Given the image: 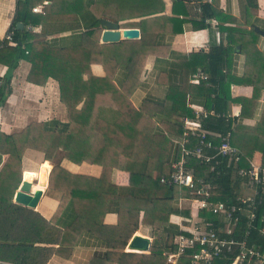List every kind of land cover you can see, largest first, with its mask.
Listing matches in <instances>:
<instances>
[{
	"label": "trees",
	"instance_id": "obj_1",
	"mask_svg": "<svg viewBox=\"0 0 264 264\" xmlns=\"http://www.w3.org/2000/svg\"><path fill=\"white\" fill-rule=\"evenodd\" d=\"M190 1H17L9 28L13 29L14 44L0 41V65L6 67L0 77V105L11 92L13 72L24 61L29 65L28 83L45 86L49 78L58 83L59 101L67 113L66 121L52 118L31 122L11 134L0 132V158L9 155L22 159L27 151H33L43 160L52 161L60 154V162L87 164L99 171L97 175L71 173L60 163L55 165L49 175L47 195L57 200V206L46 219L13 202L21 174L0 169V263L47 264L55 255L67 260L82 235L105 247L88 264H167V256L176 252L175 238L180 231L169 219L179 214L176 199L190 194L160 183V178L170 176L171 165L178 158V149L171 151V140L181 136V120L194 118L186 107L187 99L214 114H226L230 103H238L243 107L241 115H248L264 95V51L257 48L259 34L254 30L257 27L264 31V21L260 26L258 19H249L257 8V0H239L242 24L225 14L218 0H193L198 3V14L191 16L186 7ZM39 5L41 12L33 13L32 9ZM100 19H108L120 29H138L140 38L100 44ZM213 21L218 23L221 39L207 52L184 54L165 42L166 37L182 34L185 24L201 30L209 29ZM17 23H22L24 29L17 30ZM35 28L39 32H33ZM241 35L250 39L241 42ZM236 53L244 57V73L239 77L231 72L232 56ZM149 59L154 60L157 72L156 93L152 91L136 107L127 95L139 82ZM93 65L102 68L103 76L92 73ZM196 70L207 74V80L192 83ZM175 75L178 80L170 82ZM232 84L252 86V97H231ZM199 120L208 139L216 143L217 134L229 132L231 145L243 157H257L258 164L264 166V113L254 128H233L230 119L210 113ZM187 163L195 180L202 178L217 185L212 190V200L233 199L232 169L226 173L224 165L217 166L216 170L225 174L216 176L208 174L209 165L195 158L188 157ZM114 170L128 174L126 186L112 181ZM48 171L47 164L37 169L43 186ZM262 209L258 216L264 205ZM107 214L116 216L115 225L93 217ZM181 214L188 216L187 211ZM208 219L213 221L212 217ZM140 225L150 228L149 253L124 252ZM248 243L264 251V238L257 230L250 231Z\"/></svg>",
	"mask_w": 264,
	"mask_h": 264
},
{
	"label": "built area",
	"instance_id": "obj_2",
	"mask_svg": "<svg viewBox=\"0 0 264 264\" xmlns=\"http://www.w3.org/2000/svg\"><path fill=\"white\" fill-rule=\"evenodd\" d=\"M191 0L189 3H193ZM45 4V3H44ZM41 12V6L32 9ZM13 29L4 35L5 41L14 44ZM207 74L200 70L191 77L192 83L206 81ZM186 107L194 118L181 120L182 134L171 143L178 149V158L172 163V173L168 178H160V183L187 190L189 197L178 198L179 214L172 215L169 222L176 225L180 234L175 238L176 252L166 258L167 264H264V251L248 243L250 231L257 230L264 238V166L243 157L231 145V134H217L218 142L208 139V132L202 130L200 116L207 113L187 99ZM210 115L226 117L224 114ZM195 142L192 143V140ZM188 157L195 158L210 167L208 174L221 175L216 170L224 165L226 173L231 172L232 200H212V190L216 184L194 178V172L187 166ZM246 166H240L241 163ZM185 203V205H184ZM261 208V209H260ZM188 212V216L181 214ZM212 217V220L208 218Z\"/></svg>",
	"mask_w": 264,
	"mask_h": 264
},
{
	"label": "crops",
	"instance_id": "obj_3",
	"mask_svg": "<svg viewBox=\"0 0 264 264\" xmlns=\"http://www.w3.org/2000/svg\"><path fill=\"white\" fill-rule=\"evenodd\" d=\"M17 1L18 0H0V41L4 39L5 33L11 26L16 11ZM211 1L212 0H202V2L208 3ZM218 1L220 9L225 14L237 19L240 24L243 23L239 0ZM197 5L198 3L195 1L193 3L186 4L188 12L191 16L198 14ZM170 6L171 3L168 2L167 9H169ZM254 18L258 19L260 26H263L264 0H257V8L253 10V16L249 17V19L253 20ZM217 25L218 23L213 21L210 23L209 29L193 30L192 25L188 23L185 24L182 34L173 37H166L165 42L170 45L172 50L184 54L199 50L207 52L212 45H218L220 43L221 34L219 33ZM33 32H39V28H35ZM249 39L250 37L248 35L240 36L241 42L248 41ZM257 48L260 51H264V36L262 35H259L257 40ZM153 66L154 60L149 59L143 69L139 82L128 93L127 96L133 106L138 107L144 97L151 95V92L154 91L156 87L155 81L157 72ZM28 69L29 65L24 61H20L18 67L12 74L10 81L11 92L7 95L5 102L0 105V132L2 133L11 134L18 132L31 122H45L52 118H59V116L64 113L63 105L59 101V88L57 83L48 79L45 86L30 84L26 81ZM91 70L95 76H103V70L100 66L93 65ZM5 72L6 67L0 65V77H2ZM231 72L235 77L242 76L244 73V57L239 53L232 56ZM117 80H120V76ZM177 80L178 76L175 75L172 76L170 82ZM154 92L156 93V91ZM230 95L233 98L243 97L245 99H250L253 95V87L250 85L239 86L232 84L230 86ZM242 108L241 104L230 103L227 113L224 114L226 116L225 118L231 120L233 128L235 125H242L251 128L256 127L260 123L264 113V95L262 94L251 114L241 115ZM175 148L176 147L172 144L171 151ZM32 154H38L36 156V161H32L27 158ZM38 159L39 161L37 162ZM170 159L172 160V154ZM250 159L255 164L259 163V159H257V157H252ZM43 164H47L49 166V174L55 166V161L43 160L39 153L33 151H27L22 159L9 155H4L0 158V169L8 168L19 172L21 174V181L23 177L27 181L32 179L34 183L33 189H40L44 191L35 211L39 212L46 219H49L55 211L57 200L54 197L47 195L49 183L48 174L46 186L39 183L41 176L37 173V169ZM60 164L71 173L97 175L99 171L98 168L87 164L78 166L66 161H62ZM111 179L118 186H126L129 181L128 174L118 170L113 171ZM83 215L88 216L91 214L83 212ZM93 217L97 219L98 222H103L107 225H115L117 223V218L114 214H107L104 217ZM135 233L150 238V228L147 226L140 225ZM104 251L105 247L102 242L88 235H82L78 238L69 259L66 260L55 255L51 257L47 264H88L91 257L96 254L103 253Z\"/></svg>",
	"mask_w": 264,
	"mask_h": 264
},
{
	"label": "water",
	"instance_id": "obj_4",
	"mask_svg": "<svg viewBox=\"0 0 264 264\" xmlns=\"http://www.w3.org/2000/svg\"><path fill=\"white\" fill-rule=\"evenodd\" d=\"M99 26L102 29L100 44H116L121 40H137L140 38L138 29H120L118 24L108 19H100ZM16 29L23 30L24 25L17 23ZM254 30L259 35L264 36V32L259 28L255 27ZM33 186V182L26 181L23 178L19 189L14 193L13 202L28 209L36 210L44 191L33 189ZM150 245L151 239L149 237L135 233L127 243L126 250L135 251L133 253H149Z\"/></svg>",
	"mask_w": 264,
	"mask_h": 264
},
{
	"label": "rangeland",
	"instance_id": "obj_5",
	"mask_svg": "<svg viewBox=\"0 0 264 264\" xmlns=\"http://www.w3.org/2000/svg\"><path fill=\"white\" fill-rule=\"evenodd\" d=\"M50 79V78H49ZM51 80H53V79H51ZM47 81H48V79H47ZM47 81H46V83H47ZM54 82H56L55 80H53ZM57 83V82H56ZM57 85H58V83H57ZM63 115H60L59 116V118L62 120V121H66V113H67V110H66V107L63 105ZM38 154H36V155H29L27 158L29 159V160H32V161H36V156H37ZM40 159V158H39ZM39 159L37 160V162L39 161ZM41 160V159H40ZM54 161H55V165H57L58 163H60V161H61V155L60 154H58L54 159H53ZM13 198H14V195H13ZM178 203V198L176 199V201H175V204H177ZM184 205H185V203H184ZM150 251V250H149ZM124 252H126V253H133V252H135V251H132V250H128V251H126V247H125V249H124ZM140 254H148V253H140ZM167 263V262H166Z\"/></svg>",
	"mask_w": 264,
	"mask_h": 264
},
{
	"label": "bare ground",
	"instance_id": "obj_6",
	"mask_svg": "<svg viewBox=\"0 0 264 264\" xmlns=\"http://www.w3.org/2000/svg\"><path fill=\"white\" fill-rule=\"evenodd\" d=\"M23 178H24V177H23ZM26 181H27V180H26ZM30 181L33 182L32 179H31ZM33 184H34V183H33Z\"/></svg>",
	"mask_w": 264,
	"mask_h": 264
}]
</instances>
